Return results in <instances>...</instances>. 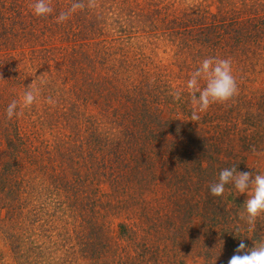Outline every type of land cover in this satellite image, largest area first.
Here are the masks:
<instances>
[{
  "label": "trees",
  "instance_id": "1",
  "mask_svg": "<svg viewBox=\"0 0 264 264\" xmlns=\"http://www.w3.org/2000/svg\"><path fill=\"white\" fill-rule=\"evenodd\" d=\"M33 2L0 0V234L9 249L21 225L46 231L60 213L79 234L122 216L104 238L124 242L120 257L89 256L92 264H187L186 250L190 264H228L241 239L255 242L264 217L250 227L234 187L216 197L209 185L264 149V88L252 85L264 73V0H95L60 24L73 0H52L48 17L33 15ZM205 57L230 58L239 94L191 121L187 91L171 94ZM31 83L37 102L6 119ZM40 195L58 202L41 204L42 215L54 213L33 227Z\"/></svg>",
  "mask_w": 264,
  "mask_h": 264
},
{
  "label": "clouds",
  "instance_id": "2",
  "mask_svg": "<svg viewBox=\"0 0 264 264\" xmlns=\"http://www.w3.org/2000/svg\"><path fill=\"white\" fill-rule=\"evenodd\" d=\"M33 15L36 17L50 16L54 8L52 0H34L29 5ZM85 7H95V0H73L71 6L56 16L58 24L66 22L70 16ZM0 80H3L0 78ZM47 81L41 80L44 85ZM184 90L190 98L192 106L191 121L201 119L213 104H226L239 94L236 77L233 74V67L230 58L219 59L216 57H205L198 67L191 73L186 81L184 89L173 92L174 101H179ZM41 89L34 83L29 84L23 92L19 101L12 100L5 109V117L12 120L22 114L23 109L31 108L38 100ZM54 106L56 101L48 97L46 101ZM231 184L239 194H247L248 198L243 203L244 211L240 218L250 227H254L258 217L264 214V173L239 172L237 164L220 170L218 178L209 185L210 194L220 197L224 194L227 185ZM228 264H264V241L258 242L248 248L241 239L234 254L228 260Z\"/></svg>",
  "mask_w": 264,
  "mask_h": 264
},
{
  "label": "rangeland",
  "instance_id": "3",
  "mask_svg": "<svg viewBox=\"0 0 264 264\" xmlns=\"http://www.w3.org/2000/svg\"><path fill=\"white\" fill-rule=\"evenodd\" d=\"M161 56H163L161 53H159ZM252 85L257 88H264V73L257 74L253 77ZM170 108L165 106L162 108V115L165 117L169 115ZM245 164L247 165L246 168H244L240 172H253V173H264V149L258 150L254 153H250L246 156ZM145 179L139 178L136 181L138 183L136 184H149L146 181H143ZM121 182H127L131 183L129 180H123ZM133 184V183H131ZM38 190V189H37ZM148 192V191H146ZM42 191H40L39 194H41ZM44 195H40L37 200L34 202L39 207L38 212H36L37 215V224L34 223L33 227L36 225L41 224V217L44 219V221H48L51 218V214L54 212L46 213L42 215L43 213H40L41 204H51V201L49 198L46 199L44 202ZM146 200L149 199L150 194L146 193L144 196ZM240 198L242 200V204L239 207V214H241L244 211L243 203L248 198L247 194H240ZM145 200V201H146ZM58 201H55L53 203H56ZM52 203V204H53ZM51 204V205H52ZM150 203L145 204L144 206H149ZM116 213V209L112 212ZM54 216V215H53ZM110 222H106L105 225L106 228L102 231H95L94 229L90 230V233H87L85 230L83 233L79 234L75 233L70 230L69 227H67L64 224V221H62L61 213L57 215L59 219L52 222L50 227H47L45 225V228H48V230H37L36 228H32L31 231L30 227L26 226H20L18 233V243L17 247L10 250L7 244H5L3 237L0 234V264H92V258L97 257L102 260V257H105L107 255L116 254V257H120V253L118 251V248L121 247L124 242L119 241V247L117 245L112 244L111 242H107L104 238L107 237L109 234H115L118 230L117 223L122 221L123 218L121 215L113 214L111 215ZM264 217V214H262ZM40 218V219H39ZM66 219V218H65ZM24 220L22 219L21 223ZM67 223V219L65 220ZM244 221V220H243ZM25 225V222H23ZM193 221V226H194ZM244 223H246L244 221ZM241 225V222H239ZM65 226V227H64ZM43 227V226H42ZM44 229V228H43ZM25 230V231H23ZM83 234L82 238L81 235ZM89 238H88V236ZM90 239L92 242L91 246L95 251V254L88 253L85 255V252H87L86 249H84V246L82 243L84 241ZM264 241V230L262 234L257 238L255 242H248L247 247L251 248L258 242ZM89 243V242H88ZM88 248V246H87ZM131 248V247H130ZM122 251V250H121ZM182 251H180L181 253ZM132 253V252H131ZM102 255V256H101ZM91 256V257H89ZM192 254L186 250V252L182 255L183 260L182 263L190 264L192 261L191 258ZM119 262V260H118Z\"/></svg>",
  "mask_w": 264,
  "mask_h": 264
}]
</instances>
